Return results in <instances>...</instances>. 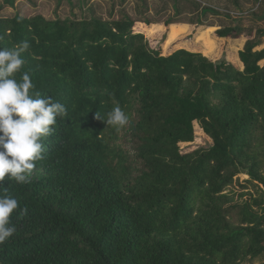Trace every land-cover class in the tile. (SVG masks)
Segmentation results:
<instances>
[{
  "label": "trees",
  "instance_id": "1",
  "mask_svg": "<svg viewBox=\"0 0 264 264\" xmlns=\"http://www.w3.org/2000/svg\"><path fill=\"white\" fill-rule=\"evenodd\" d=\"M157 23L127 16L0 18V48L27 41L22 71L33 90L66 108L43 140L44 158L31 182H0V191L6 188L19 205L11 217L16 232L0 245V264L264 258L262 41L246 43L239 69L212 61L219 45L207 27L196 46L207 57L185 49L164 56L135 25L146 26L152 39L169 32L167 52L191 26L166 22L172 24L167 30L162 24L153 30ZM217 34L235 40L243 30ZM117 105L129 116L121 129L104 121ZM195 122L213 146L183 153L180 145L196 139ZM128 136L134 154L122 145ZM242 174L249 177L243 183ZM236 183L252 191L234 193Z\"/></svg>",
  "mask_w": 264,
  "mask_h": 264
},
{
  "label": "rangeland",
  "instance_id": "2",
  "mask_svg": "<svg viewBox=\"0 0 264 264\" xmlns=\"http://www.w3.org/2000/svg\"><path fill=\"white\" fill-rule=\"evenodd\" d=\"M16 15L26 18L43 16L49 21L91 20L93 18L109 21L120 20L127 16L134 21L147 19L158 22L153 24V30L159 24L165 26L167 30L172 24H166V22L189 24L191 26L189 32L167 52L165 44L169 32L152 39L149 37L150 32L147 27H138L139 22H137L134 31L143 33L151 47L160 50L164 56L181 49L201 53L205 56L196 46L198 37L204 33V29L207 27L208 32L215 31L213 37L218 40L220 52L218 58L213 60L208 58L214 62L225 60L239 69L244 68L240 53L249 40L257 37L263 44L257 50L264 49V0H14L13 7L9 6L5 0H0V18H12ZM237 26L243 30V34L238 39L220 40L217 31ZM204 40L202 37V42ZM194 127L196 139L193 143L180 145L183 153H195L199 149L213 146V140L199 123L195 122ZM134 144L130 136L122 139L124 149L130 154L135 153ZM239 179L243 183L249 177L242 174ZM250 188L252 189V187ZM251 189L243 190L236 183L232 190L234 193H241L252 191ZM247 198L250 197L246 196L245 199ZM243 264H264V258L247 260Z\"/></svg>",
  "mask_w": 264,
  "mask_h": 264
},
{
  "label": "clouds",
  "instance_id": "3",
  "mask_svg": "<svg viewBox=\"0 0 264 264\" xmlns=\"http://www.w3.org/2000/svg\"><path fill=\"white\" fill-rule=\"evenodd\" d=\"M29 47L23 41L12 49L0 48V182L6 177L18 184L31 182L32 171L44 158L43 140L53 134L57 117L66 115L64 105L34 91L29 72L22 71V54ZM97 118L104 120L98 114ZM104 121L121 129L129 116L117 105ZM6 193V188L0 191V245L16 232L11 217L18 201Z\"/></svg>",
  "mask_w": 264,
  "mask_h": 264
}]
</instances>
